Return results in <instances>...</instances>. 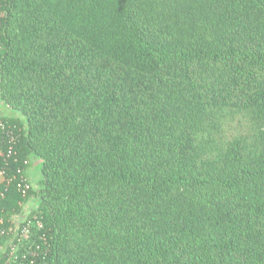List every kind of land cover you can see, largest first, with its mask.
Returning a JSON list of instances; mask_svg holds the SVG:
<instances>
[{
  "label": "trees",
  "instance_id": "16d2710c",
  "mask_svg": "<svg viewBox=\"0 0 264 264\" xmlns=\"http://www.w3.org/2000/svg\"><path fill=\"white\" fill-rule=\"evenodd\" d=\"M0 100V264H264V0H0Z\"/></svg>",
  "mask_w": 264,
  "mask_h": 264
},
{
  "label": "rangeland",
  "instance_id": "374dc122",
  "mask_svg": "<svg viewBox=\"0 0 264 264\" xmlns=\"http://www.w3.org/2000/svg\"><path fill=\"white\" fill-rule=\"evenodd\" d=\"M6 107L4 106V104L2 103V101L0 100V110L5 109ZM18 113H16L17 115ZM31 165L30 168L33 170L32 174L35 176V182H34V189L36 190V196H31L28 200V204H35L37 202L38 197L42 194L41 190L43 188V183H42V179L40 178V160L38 158H36L35 156H31ZM33 180V179H32ZM27 233H25L22 236V240H27L28 236L26 235Z\"/></svg>",
  "mask_w": 264,
  "mask_h": 264
},
{
  "label": "built area",
  "instance_id": "2783aa9c",
  "mask_svg": "<svg viewBox=\"0 0 264 264\" xmlns=\"http://www.w3.org/2000/svg\"><path fill=\"white\" fill-rule=\"evenodd\" d=\"M0 128H4L3 121L0 118ZM11 147L8 148V155L12 153ZM4 178V172L0 170V180ZM18 190H20L21 193L25 194L26 191L30 188V184L26 181V178H21L20 181L16 184Z\"/></svg>",
  "mask_w": 264,
  "mask_h": 264
},
{
  "label": "crops",
  "instance_id": "0c3cea01",
  "mask_svg": "<svg viewBox=\"0 0 264 264\" xmlns=\"http://www.w3.org/2000/svg\"><path fill=\"white\" fill-rule=\"evenodd\" d=\"M33 172V171H32Z\"/></svg>",
  "mask_w": 264,
  "mask_h": 264
}]
</instances>
